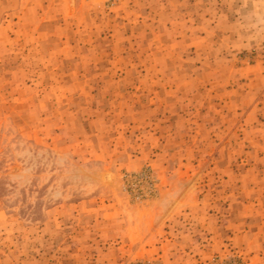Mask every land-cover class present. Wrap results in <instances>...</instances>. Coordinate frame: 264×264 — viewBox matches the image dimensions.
<instances>
[{
	"label": "rangeland",
	"instance_id": "374dc122",
	"mask_svg": "<svg viewBox=\"0 0 264 264\" xmlns=\"http://www.w3.org/2000/svg\"><path fill=\"white\" fill-rule=\"evenodd\" d=\"M0 264H264V0H0Z\"/></svg>",
	"mask_w": 264,
	"mask_h": 264
}]
</instances>
